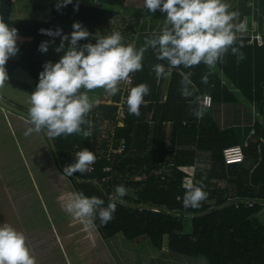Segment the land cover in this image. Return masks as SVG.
I'll return each instance as SVG.
<instances>
[{"label": "trees", "instance_id": "16d2710c", "mask_svg": "<svg viewBox=\"0 0 264 264\" xmlns=\"http://www.w3.org/2000/svg\"><path fill=\"white\" fill-rule=\"evenodd\" d=\"M13 1L0 0V18L18 31L17 57H11L5 67L8 76L20 68L32 78L31 85L11 79L30 97L39 83L43 65L48 61L56 63L63 55V52L54 50L61 42L60 37L43 35L38 32L39 28L55 31L59 28L62 34H69L70 40L72 25L80 23L89 31L90 38L79 41L78 47L89 42L95 44L96 38L108 36L113 31L121 33L111 21L117 17L125 0H73L59 10L57 4L61 0H30V11L34 14L48 11L51 16L48 20L13 18ZM77 4L78 10H74ZM229 11L238 13L237 22H244L250 16L253 21L246 23L248 28H252V22L256 21L255 33L259 31L262 44L248 43L249 31L238 35L234 46L244 54V59L239 60L238 55L229 50L223 62L217 63L224 83L218 73L203 63L192 68L181 66L175 69L177 82H171L169 93L178 95L169 94L162 104H153L152 101L158 102V99L145 96L148 103L141 105L139 116L130 114L125 104L123 125L110 129L111 149L107 155H95L92 170L66 176L73 192L96 196L104 200L105 207L117 186L126 188L127 194L117 201L114 218L105 226H100L99 219L95 221L102 239L120 235L128 241L148 240L155 250H162L166 238L168 252L201 259L206 264H264V223L256 217L264 205V0H236ZM134 32V29L122 32V42L132 44L138 50L150 36L144 33L145 29L137 36ZM44 41H49L47 53L39 51ZM157 63L166 64L167 61H158L154 51L148 48L142 70L135 72L132 88L146 83V77L154 72L152 68ZM188 72L192 73L197 95H209L217 109L221 104L237 105L240 111L237 119L226 116L221 120L214 116L211 105L205 109L202 119L193 116L191 110L195 105L191 103L192 98L181 95V73ZM206 74L208 83L204 84L202 77ZM104 92L98 88L88 93L94 105ZM118 96L119 93L111 95L112 102L117 101ZM95 107L102 109L98 110L100 113L108 110L103 117L114 121L113 103ZM94 108L86 117L90 122L96 111ZM161 108L165 109L166 115H160ZM148 112H152V124L145 121ZM163 122H168L172 131L167 145ZM93 128L91 123L92 135L88 138L80 134L55 140L47 137L54 166L62 174L65 166L75 162L76 152L87 148L94 153ZM251 130L262 140L245 146ZM122 139V151L113 152L119 148ZM232 145L242 146L244 159L241 163L225 164L223 149ZM199 153L206 157L203 164L197 165ZM142 173L146 174L144 179H135ZM188 180L202 182L203 190L208 193L199 208L183 206L184 185ZM249 202L253 204L249 206Z\"/></svg>", "mask_w": 264, "mask_h": 264}, {"label": "clouds", "instance_id": "9594fccd", "mask_svg": "<svg viewBox=\"0 0 264 264\" xmlns=\"http://www.w3.org/2000/svg\"><path fill=\"white\" fill-rule=\"evenodd\" d=\"M73 0H61L57 10L66 7ZM143 7L148 12L159 10L166 14V26L159 34L146 37L144 46L138 50L134 45H125L120 32L113 31L108 36L96 38V43H86L78 47L81 40H89V31L80 23L72 25L73 31L62 34L57 28L55 35L60 37V44L54 50L63 52L58 62H46L39 73V83L31 93L30 107L26 123L30 125L24 132L30 136L33 132H43L50 140L61 136L80 134L84 138L92 135L91 122L86 119L95 107L90 100L89 92L102 88L109 95H116L121 82L128 83L131 74L141 71L144 53L151 48L158 61H167V65L157 63L153 71L158 79L167 78L173 69L192 68L203 63L209 69L215 68L218 62L231 50L239 60L244 54L235 47L238 34L247 30L244 22L238 21V13L230 12L223 0H143ZM74 10H78V4ZM18 31L10 28L0 18V87L8 80L6 64L14 57L17 47ZM54 43V40L52 41ZM67 43V48L65 47ZM242 47V45H241ZM49 41L39 46L41 53H47ZM181 95L192 98L195 105L191 114L202 119L205 113L203 98L197 95L198 89L191 80L192 73H181ZM202 83H208V75L202 77ZM83 90V91H82ZM150 94L146 83L131 88L124 102L130 114L139 116L144 97ZM123 99V98H122ZM87 125V128L84 127ZM75 162L63 168V176L74 173L84 174L91 170L96 156L84 148L76 152ZM183 206L199 208L208 198L202 182L189 180L185 185ZM127 194L123 185L117 186L107 206L104 200L85 196L83 192H69L58 197L70 215L83 225V230L91 239V230L105 226L114 218L117 201ZM26 236L9 224L0 225V264H37L26 244Z\"/></svg>", "mask_w": 264, "mask_h": 264}, {"label": "rangeland", "instance_id": "374dc122", "mask_svg": "<svg viewBox=\"0 0 264 264\" xmlns=\"http://www.w3.org/2000/svg\"><path fill=\"white\" fill-rule=\"evenodd\" d=\"M29 1H13V18L50 19L48 11L32 13ZM11 79L33 83L26 72L16 68L0 87V225L9 224L26 236L37 264H206L168 252L166 238L162 250H155L148 240L128 241L120 235L104 240L96 228L89 239L83 225L58 199L73 191L69 179L54 166L47 136L43 132L24 135L30 126L26 123L30 95ZM99 114L95 111L91 119L97 156L106 155L111 145V130L98 121ZM256 217L264 223V205Z\"/></svg>", "mask_w": 264, "mask_h": 264}, {"label": "crops", "instance_id": "0c3cea01", "mask_svg": "<svg viewBox=\"0 0 264 264\" xmlns=\"http://www.w3.org/2000/svg\"><path fill=\"white\" fill-rule=\"evenodd\" d=\"M223 2L226 3L230 8V6H232V3L236 2V0H223ZM229 8H228V10H229ZM134 9H136L137 11H135ZM165 18H166V14L161 13L159 10H157L153 14L151 12H148L146 9H144L143 0H125L123 8L120 9L117 17L111 21V24H112V26H115L116 28H118V30L121 31V33L126 32V31H130V30L132 31L134 29V30H136V32H134V33H136V36H137L139 34V32H140V34L142 33L141 32L142 29H145L144 33H146L149 36H152L153 33L159 34L160 31L166 26ZM246 19H247V22H248V20L253 21L250 16L245 18L244 21H246ZM255 23H256V21L252 22L253 26L255 27V31H256L257 24H255ZM247 31L248 30H246V32ZM140 46L143 47L144 43L140 44ZM165 65H167V63ZM210 70L212 72L218 73L219 78L221 80V83H224L225 80L222 76L221 70L219 69L218 65H216L215 68H212ZM174 71H175V69H173L172 74L170 76H168L167 78L158 79L155 75V72L149 74L150 77H149V75H148V77H146V83L149 85V88H150V94L149 95L154 97V98L156 97L158 99L157 100L158 102L153 100L152 101L153 104L164 103L167 100V97L169 94L171 96L178 95V94L169 93L170 92L169 87H170L171 82H173V81L177 82L175 80L176 77L174 75ZM106 96L107 95L104 92L103 95L95 101V105H97L96 103H99L102 101L107 102ZM101 106H104V105H101ZM211 106L214 109V112H213L214 116H217V117L219 116V118L221 120L226 116L228 118L230 117L229 119H237V117L239 116L240 111L237 109V108H239L237 105L231 104L230 106H225V105L221 104L220 107H218V109H217L216 103H213L211 101ZM203 107H204V109L210 108V107H205V106H203ZM240 108H241V106H240ZM96 111H98V110H96ZM159 113H160V115H164L165 109L161 108ZM151 115H152V112H148L145 114V121H148L149 124H152V122H150L151 121L150 120ZM164 123L165 122H163V124ZM164 125H165L164 130H165V134H166L165 135V142L167 145L170 142L172 131L170 129V124L168 122H166ZM205 157H206L205 154L199 153L196 164L197 165H200L201 163L203 164L205 161L204 160ZM197 165H195V166H197ZM193 169H194V167L191 168L192 171H193Z\"/></svg>", "mask_w": 264, "mask_h": 264}, {"label": "built area", "instance_id": "2783aa9c", "mask_svg": "<svg viewBox=\"0 0 264 264\" xmlns=\"http://www.w3.org/2000/svg\"><path fill=\"white\" fill-rule=\"evenodd\" d=\"M247 30L249 31V42L248 43H252L253 41H256L258 45H261L262 38L258 33H255V27L254 26H252V28L247 27ZM38 32L43 35H47L51 37H56V38L59 37L55 35V32H56L55 30L45 28V27L39 28ZM134 75L135 73L131 74V78L128 83L121 82V84L119 85L120 91L118 92L119 96H118L117 101L112 102L111 95L106 93L107 102H105V104L113 103L115 107L114 110L112 111L114 121H110L109 118L103 117V113L104 115H107L108 110H105L103 113L101 112L98 115V117H99V122L101 123L105 122L106 126H108L109 129H112V127L114 126L123 125V120L125 119V116H126V108H125L126 103L124 102V100L127 98L132 88L133 81H134ZM203 98H206V99H203ZM202 99H203V106L210 107L211 97L209 95H204ZM256 140H262V138L254 130H251L249 136L246 138L244 142V145L246 146L249 142L256 141ZM123 146H124V140L122 139L120 142L119 148L117 150H112V151L120 153L123 149ZM110 149H111V145H110ZM222 156H223V161L225 164L241 163L244 159L242 146L241 145L228 146L223 149ZM91 170H92V165H91ZM145 177H146V174L142 173L140 175L135 176V179L140 180V179H144ZM161 178H164V176H161ZM252 204L253 202L248 203L249 206H251Z\"/></svg>", "mask_w": 264, "mask_h": 264}]
</instances>
